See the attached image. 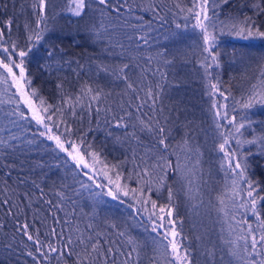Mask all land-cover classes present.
I'll return each instance as SVG.
<instances>
[{
  "label": "trees",
  "instance_id": "16d2710c",
  "mask_svg": "<svg viewBox=\"0 0 264 264\" xmlns=\"http://www.w3.org/2000/svg\"><path fill=\"white\" fill-rule=\"evenodd\" d=\"M33 2L34 0H0V21L13 20L11 39L18 41L20 47H24L26 43L25 23L31 24L35 20L31 7ZM212 3L213 0H209L210 16ZM177 4L181 8L192 6L191 0H110L107 7L93 3L91 8L86 10V15L76 17L68 10V0H49L47 10L49 31L45 39L38 42V46L25 58L26 74L32 79V87L37 88L49 103H57L59 101L57 83L63 81L68 90H72L77 85V77L73 72V69H77L76 62L85 65V68L94 67L96 63L108 65L131 63L153 69L159 66L163 70V59L157 57L156 53H165L168 59H173L174 67L167 69L168 79L173 85L178 83L179 87L171 86L164 98L166 111L175 109L172 113L176 124L173 129V144L180 141L185 133L189 134L191 143L199 148L201 155L193 156L192 161H186L184 154L181 153V164H187L188 168H192L196 159H199L196 167L197 175L201 179L199 198L189 200L185 195V181L178 174H169L166 185H171L174 193L171 202L173 211L171 219L177 220V231H181L182 227V236L185 237L183 242L190 246L193 264H204L205 257L202 253L213 245L217 248L216 264H221L218 259L220 255H224L227 264L232 258L226 255L227 247L220 238L221 236L232 238L228 233V224L231 221L218 211L219 195L226 194L225 202L229 205L230 216L234 213L231 210V201L228 199L231 177L226 175L227 162L219 145L223 142L221 133L225 135L234 133V127L228 124L223 113L228 112V119L235 116L236 125L240 123L245 125L240 129L243 135L236 134L237 138L252 140L264 135V105L255 104L251 108L241 106L242 97L246 98L252 85L259 84L262 79L260 72L264 69V38L243 39L230 34L226 29L218 36L215 49L219 52V66H213V69L209 70L211 75H206L201 66L200 30L192 28L194 20H191V17L188 28L176 27L177 24L183 25L186 22L184 17L188 15L186 12H181L180 8L176 7ZM154 8L158 11H153ZM216 11L219 18L226 23L231 18L242 19L245 15L254 16L249 0H229V3L221 4ZM161 16L164 17L163 21L160 19ZM254 18L258 23H264V15ZM97 32L100 34L99 37L95 35ZM141 37L146 38L149 44H143ZM110 44L114 47H109ZM121 44L124 46L123 49L116 46ZM138 44L139 48H137ZM49 51L53 53L52 57L48 56ZM122 51L123 57L114 55ZM148 55H152L155 59L151 65L145 66V57ZM67 61L73 63L69 65ZM130 75L135 78V73ZM89 76L91 73L85 75L81 72L82 79H89ZM99 79L101 83H106L103 75ZM209 80L212 83L219 80L223 97L219 93L212 96L208 94ZM122 89L123 84L119 81L112 82L106 89L113 93L107 103L115 111L119 110L118 94ZM124 99L127 100V97ZM214 101L220 106L227 105V108L220 107L219 116L215 115ZM15 102H19V109L24 111L29 119L18 120L16 125H12L5 113H10L17 106ZM111 115V112L108 113V121H111ZM30 118L31 112L22 101H19V92L11 83V77L8 83H0V129L11 128L21 138L17 142L20 147L15 156L9 158L14 161L13 167L5 168L0 162V177L7 179V173L11 171L9 184L16 186L20 179H24L28 182L21 185L17 191H32L38 197L39 191L31 185V181L35 180L48 194L47 198L54 201L57 200L54 194L56 191H66L73 197L74 202L65 201L63 211L57 212L58 216L63 218L67 212L69 218L77 220L81 226L92 222L103 229H108V225L115 223L118 226L117 230L125 232L126 236L118 237L115 235L117 230L109 229L114 233L113 239L121 242L126 241L127 236H132L144 246L141 264H149V257H155L157 264H165L163 256L159 252H153L152 238L158 237L162 240L163 237L152 232L151 225L156 217L153 215V220H149V214L158 212L160 206L166 208L169 206L167 187L160 188L157 192L154 182L151 199L156 200L157 209L144 205L147 212L136 204L131 192L127 197L121 195L119 200L106 195H94L97 192L107 191L97 187L107 183L106 177L100 172L103 166L98 164L94 179L88 180L66 153L55 148L54 141L39 136L43 127ZM217 123L223 127L217 128ZM185 124H188L187 128L181 127ZM73 130L77 135L84 136L86 143L92 144L100 152L101 158H106L113 164L130 156L127 145L117 142V138L123 139L124 129L116 128L114 122H106L103 112L99 116L94 112L90 115L85 114L83 120L73 124ZM8 135L7 131H0V138L8 139ZM237 147L235 140L230 138L225 150ZM240 151L248 159V175L264 187V155L260 154L259 144H244L240 146ZM172 159L175 161L176 157L173 156ZM89 162H91L90 157ZM85 171L93 175L90 169ZM185 171L187 173V169ZM131 172L132 165L129 163L124 175L128 176ZM122 182L127 183L131 189L140 186L135 177ZM82 183L91 187H81ZM65 185L68 187L65 188ZM2 186L0 184V187ZM73 188L79 191V195L73 193ZM147 195L145 190V196ZM200 200L203 203H200ZM194 203L197 204L196 208L192 207ZM25 213L18 214V219L14 222V218L7 215L6 209L0 207V223L4 225L0 228V264H35L32 257L27 255L28 251L33 250L32 244L17 231V228L19 224L27 221L44 232L46 229L40 221L44 220V224H52L51 213L43 201H36L32 206L25 207ZM162 215L168 219L166 214ZM239 218L237 216V219ZM253 219L249 214L250 223ZM180 221L183 222L182 225ZM163 231L164 229L160 230L161 233ZM9 244L12 245L11 248L7 247ZM25 244L28 245L27 248ZM221 248L225 251L220 252ZM232 264L238 262L233 260Z\"/></svg>",
  "mask_w": 264,
  "mask_h": 264
},
{
  "label": "snow or ice",
  "instance_id": "6c2138e0",
  "mask_svg": "<svg viewBox=\"0 0 264 264\" xmlns=\"http://www.w3.org/2000/svg\"><path fill=\"white\" fill-rule=\"evenodd\" d=\"M68 3V10L74 16L82 17L87 14L86 10L90 9L93 3L107 7L110 0H68ZM227 3L229 0H213L211 16L209 15V0H191L190 8H181L179 4L176 5L181 12L188 14L184 17L186 22L183 25L177 24L176 27L178 29L188 28L189 17H191V20H194L192 28L200 30L201 66L205 74L209 76L211 75L209 70L213 69V66H219V52L215 49L218 44V36L226 29L230 34L243 39L264 38V23H258L254 18V16L264 15V0H249V5L254 10V16L245 15L242 19L231 18L226 23L219 18L216 9L221 4ZM48 5L49 0H34L32 3L35 20L31 24L25 23L24 25L26 30L24 47H20L18 41L11 39L13 20L0 21V25H3L0 27V70H3L0 71V83H8L9 77H11V83L19 92V101H22L31 112L30 119L43 127L39 136L54 141L55 148L66 153L67 157H70L80 169L83 176L91 181L94 179V174H97V165L103 166L100 172L106 177L107 183L97 185V187L107 189V191L97 192L94 195H106L114 200H119L121 195L127 197L131 192L136 204L141 206V210L147 212L144 205H150L154 210L157 209L156 200L151 199L154 182L157 192L160 188L167 187L169 206L167 208L160 206L158 212L149 214V220H153V215L156 217L151 225L152 232L163 237L162 240L158 237L152 238L153 252H159L163 256L165 264H193L190 246L183 242L185 237L182 236V227L181 231H177V220L171 219L173 214L171 202L174 193L171 185H166L169 174L175 173L185 181V195L189 200H197L200 196L201 177L197 175L196 167L199 164V159H196L192 168H188L187 164H181L180 154H184L186 161H192L193 156L199 157L201 153L199 148L194 147L191 143L188 133H185L180 141L173 144V129L176 124L172 113L175 109L166 111L164 105L167 90L171 86L179 87L178 83L173 85V82L168 79L167 69L174 67V60L168 59L165 53H156L157 57L163 59V70L159 66L153 69L131 63L119 65L96 63L94 67L85 68V65L76 62L77 69H73L77 77L76 87L68 90L63 81L57 83L59 101L49 103L37 88L32 87V79L26 74L25 67V58L29 56L33 48L38 46V42L45 39V35L49 31L47 25ZM153 11H158V9L154 8ZM101 12H103V8H101ZM160 19L163 21L164 17L161 16ZM95 35L99 37L100 34L97 32ZM141 40L143 44H149L146 38L141 37ZM116 46L124 48L122 44ZM109 47L114 46L110 44ZM139 47L138 44L137 48ZM205 53L206 55H204ZM114 55L123 57L124 54L122 51ZM48 56L52 57L53 53L49 51ZM154 59L155 57L152 55L145 57V66L151 65ZM66 63L70 65L73 61ZM57 66L59 67V62H57ZM81 72L85 75L91 73V76L89 79H82ZM130 73H135V78ZM101 75L104 76L106 83L100 82ZM260 77L262 78L260 83L252 85L247 97H242L241 106L243 108H251L255 104L264 105V69L261 70ZM114 81L123 84V89L118 94L120 97L117 104L118 111L113 110L107 103L113 93L106 89ZM219 83V80L216 83L208 81L210 96L215 93L224 96V93L220 91ZM125 97L127 100L124 99ZM224 98L227 99V97ZM15 103L17 106L10 113H5L12 125H16L18 120L29 119L25 112L19 109V102ZM102 105L103 107H101ZM220 107L227 108V105L220 106L217 102H213L217 116L221 115ZM93 112L97 116L103 112L106 122H114L116 128L124 129L123 139L117 138V142L127 145L130 156L113 164L106 158H101L100 152L92 144L86 143L84 136L74 133L73 124L83 120L85 114L90 115ZM110 112L112 114L111 121H108L107 116ZM223 117L228 120V124L234 127V133L230 132L227 135L221 133L223 142L219 145L227 162L226 175L231 177L228 199L231 201V210L234 214L231 216L229 214V205L225 202L226 194L219 195L217 197L220 206L218 211L230 219L228 233L232 237L228 239L221 236L220 239L227 247L226 255L232 258L227 261V264H232L233 260L238 264H264V187H261L258 181H253L248 175V159L240 151V146L244 144H259L260 154L264 155V135L252 140H241L237 138L236 134L242 136L243 133L240 132V129L245 125L243 123L236 125L234 123L235 116L228 119L227 111L223 113ZM190 123L188 122V124ZM188 124L181 125V127L187 128ZM216 127L222 128L223 125L217 123ZM0 131L9 133L8 139L0 138V162L3 167L10 169L13 167L14 161L9 158L15 156L20 147L17 142L21 138L11 128L0 129ZM230 138L235 140L238 147L225 150V146L230 143ZM28 142L32 143L33 141ZM173 156L176 157L175 161L172 159ZM89 157L91 162H89ZM129 163L132 165V172L125 176L124 171L127 170ZM221 166L223 167V164ZM85 169H90L93 175H90ZM185 169H187V173ZM133 177L140 183V186L135 189L129 188L127 183L122 182L133 179ZM10 178L11 171L7 173V179L0 177V184L3 185L0 187V207L6 209L7 215L12 216L14 222L18 219V214H26L25 207L32 206L36 201H43L51 213L52 224H44V220L40 221L46 229L44 232L27 221L19 224L17 228V231L31 242L33 250L28 251L27 255L32 257L35 264H53V262L55 264H141L144 246L132 236H127L126 241L121 242L113 239L114 233L109 229L117 230L118 226L115 223L108 225V229H103L92 222L81 226L77 220L69 218L67 212L61 218L57 212L63 211L65 201H73V197L66 191H56L54 194L57 200L54 201L47 198L48 194L40 184L33 180L31 185L39 191V196L36 197L32 191H17L21 185L28 181L20 179L19 183L13 186L8 183ZM81 187L90 188L91 185L82 183ZM145 190H147V196H145ZM72 191L75 195H79L77 189L73 188ZM200 203L203 201L200 200ZM192 207L196 208L197 204L194 203ZM162 214H166L168 219H165V215ZM249 214L254 218L251 223ZM237 216L240 218L237 219ZM157 221L159 222L157 223ZM180 224L182 225L183 222L180 221ZM3 227L4 225L0 223V228ZM161 229H164L163 233L160 232ZM115 235L125 237L126 233L117 230ZM7 247L11 248L12 245L9 244ZM27 247L28 245L25 244V248ZM219 251L224 252L225 250L221 248ZM202 254L205 257L204 264H216L217 248L215 245L207 248ZM218 259L221 264H225L224 255H220ZM148 260L149 264H157L155 257H149Z\"/></svg>",
  "mask_w": 264,
  "mask_h": 264
}]
</instances>
